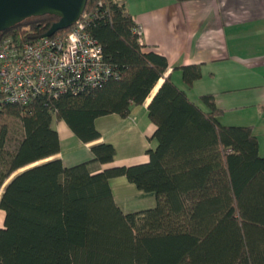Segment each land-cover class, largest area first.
Wrapping results in <instances>:
<instances>
[{"label": "trees", "instance_id": "1", "mask_svg": "<svg viewBox=\"0 0 264 264\" xmlns=\"http://www.w3.org/2000/svg\"><path fill=\"white\" fill-rule=\"evenodd\" d=\"M86 12L111 76L26 105L0 102V264H264V157L253 128L220 123L212 95L204 112L164 77L166 58L145 50L118 0H88ZM57 21L26 19L0 42H34ZM181 71L188 85L201 77L199 66ZM151 93L146 163L109 166L115 150L104 143L72 166L55 158V122L89 144L100 138L95 119L128 118ZM118 177L154 204L124 213L109 186Z\"/></svg>", "mask_w": 264, "mask_h": 264}, {"label": "crops", "instance_id": "2", "mask_svg": "<svg viewBox=\"0 0 264 264\" xmlns=\"http://www.w3.org/2000/svg\"><path fill=\"white\" fill-rule=\"evenodd\" d=\"M118 1L140 29L145 50L166 58L164 77L204 112L202 97L212 95L223 113L220 123L252 127L254 132L250 119L264 115V0ZM191 66L200 67L201 77L188 85L181 69ZM153 96L133 107L128 118L112 114L95 119L100 138L89 144L78 141L63 122H55L60 142L55 158L72 166L92 159L90 148L104 143L115 150L109 166L146 163V152L154 145L148 140L154 126L147 113ZM109 186L124 213L154 204L124 177L111 179Z\"/></svg>", "mask_w": 264, "mask_h": 264}, {"label": "built area", "instance_id": "3", "mask_svg": "<svg viewBox=\"0 0 264 264\" xmlns=\"http://www.w3.org/2000/svg\"><path fill=\"white\" fill-rule=\"evenodd\" d=\"M88 1V0H87ZM105 0H91L100 5ZM89 12L61 36L0 42V102L26 105L36 97L96 88L111 76L99 44L86 32ZM136 33L141 37L140 29Z\"/></svg>", "mask_w": 264, "mask_h": 264}, {"label": "water", "instance_id": "4", "mask_svg": "<svg viewBox=\"0 0 264 264\" xmlns=\"http://www.w3.org/2000/svg\"><path fill=\"white\" fill-rule=\"evenodd\" d=\"M87 0H0V33L32 17L58 18L41 38L72 27L84 13Z\"/></svg>", "mask_w": 264, "mask_h": 264}, {"label": "rangeland", "instance_id": "5", "mask_svg": "<svg viewBox=\"0 0 264 264\" xmlns=\"http://www.w3.org/2000/svg\"><path fill=\"white\" fill-rule=\"evenodd\" d=\"M257 108V107H256ZM261 111H263V108H261ZM254 115V114H253ZM253 123H255V130H254V134L256 135L257 137V140H258V146H259V155L261 157H264V115L263 116H254L253 119H250ZM244 123V122H243ZM56 123H54V127H56L55 125ZM244 124H247V123H244ZM14 129V134L13 137H12V141H14L15 139H17V135L16 134H19V132L17 130H20L19 128V125L18 123H14L13 124V127ZM15 142V141H14ZM13 142V143H14ZM13 145V144H11ZM23 170H20L18 171L17 173H15L14 175L22 172ZM13 175V176H14ZM12 176V177H13ZM11 177V178H12ZM10 178V179H11ZM2 221H3V213L0 212V225H2Z\"/></svg>", "mask_w": 264, "mask_h": 264}]
</instances>
